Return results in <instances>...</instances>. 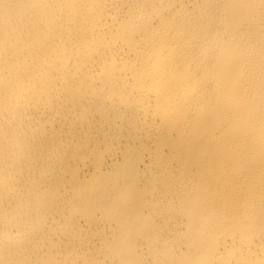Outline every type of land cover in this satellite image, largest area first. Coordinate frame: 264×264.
<instances>
[{
    "label": "bare ground",
    "instance_id": "bare-ground-1",
    "mask_svg": "<svg viewBox=\"0 0 264 264\" xmlns=\"http://www.w3.org/2000/svg\"><path fill=\"white\" fill-rule=\"evenodd\" d=\"M0 264H264V0H0Z\"/></svg>",
    "mask_w": 264,
    "mask_h": 264
}]
</instances>
